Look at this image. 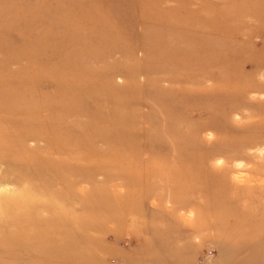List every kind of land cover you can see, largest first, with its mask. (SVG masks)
Listing matches in <instances>:
<instances>
[{"label":"rangeland","instance_id":"obj_1","mask_svg":"<svg viewBox=\"0 0 264 264\" xmlns=\"http://www.w3.org/2000/svg\"><path fill=\"white\" fill-rule=\"evenodd\" d=\"M157 1L161 8L145 19L141 0H0V28L17 25L23 32H0V63L25 44V22L33 25V17L55 5L68 8L56 20H71L87 40L59 48L54 30H32V39L39 32L49 38L48 52L32 53L46 61V70L28 60L0 66V82H8L0 91V203L7 199L12 213L6 210L3 220L14 223L1 224L0 233L16 234L8 256L14 264L57 263L37 247L47 238L76 243V257L64 264H264V19H238L245 0ZM162 10L180 19L164 21ZM146 24L167 26L166 40L203 24V32L227 44L236 72L213 67L202 74L193 65L189 72L196 76H187L165 63L147 73L144 40L153 32ZM87 51L97 61L83 58ZM61 54L79 56L91 74L113 69L109 85L117 91L106 85L90 92L45 75L20 90L13 86L25 68L49 74L54 65L77 62L54 61ZM130 83L138 90L133 98ZM65 90L91 121L75 110L63 119L71 126L64 129L77 138H92L90 127L106 139L121 131L118 143L76 144L64 138L65 130L54 131L50 123L58 125L59 116L41 106L63 104L54 96ZM26 92V100L17 97ZM176 96L184 98L177 108ZM168 124L177 125L176 137L165 132Z\"/></svg>","mask_w":264,"mask_h":264},{"label":"bare ground","instance_id":"obj_2","mask_svg":"<svg viewBox=\"0 0 264 264\" xmlns=\"http://www.w3.org/2000/svg\"><path fill=\"white\" fill-rule=\"evenodd\" d=\"M237 1L238 0H232V4L236 3ZM244 2L246 4L241 6L240 11H238L239 13L238 19H240L241 17H244V18L253 17L254 19L255 18L264 19V0H260V1L245 0ZM161 4L162 2L157 1V0H149L147 3L146 1L143 2L141 0V4L139 5V9H138L140 17L141 18L143 17L145 19L149 18V15L151 14L153 10H158V8H161L160 7ZM55 6L58 8H53V10L49 8L46 12L44 11L45 15L37 14L35 17H33L35 18L33 25L30 22H25L24 27L27 30H30L24 33L25 44H22V46H19L17 44L18 46L11 52L12 56H9L7 62L5 61L3 63H0V66L6 67L7 66L6 63H17L20 60H28V62L36 61V63L39 64V68L43 67V70H46L44 69L45 66L47 65L45 63L46 61L40 60L39 58L35 57L34 54L32 53L42 54V53L48 52L49 47L47 46V44L49 42V38L47 37V35H43L44 33L39 32V33H36V35L39 34L37 35L39 36V38L34 37L32 39L29 35V33H31L32 30L35 31L39 28H45L46 30L47 29L54 30L56 32V38H57L56 45L58 44L59 48H65L69 45L70 46L80 45V44H84L87 41L86 39L82 40V37L79 36V33H81L82 31L84 32L83 28L73 24L71 20H64V18L62 19V21L56 20V18H62V17H58L55 15H58V14L60 15L61 12H63L65 9L68 10V8L63 9L64 7L59 8L61 6H57V5ZM51 13H54V15L50 16ZM216 13H219V12H215V14ZM161 14L164 16V21L169 22L171 20L172 24H175L176 20L180 19V17L177 15L172 16L171 13H169L167 10H162ZM181 19H182V16H181ZM212 24L213 23L211 22V25ZM146 25L152 28L151 31L153 32L151 33L150 37L148 36L144 40V42H146L147 45L149 46V48L145 50V52L147 53V57H145V59L148 58V61L144 60L142 62L143 64L142 63L141 64H142V68L145 69L147 73L157 71L159 69L164 68L165 63L170 64L172 66L173 69H171L170 72H175V73L188 72L187 76H191V75L196 76L197 73L195 74V73L189 72V69H190L189 67L193 65L195 67H198L197 69L198 73L201 72L202 74L204 73V71L207 73H210L209 71L213 67H221V68H226V69L233 68L234 72H236L237 64H233L235 60L234 57L228 56L227 44L222 40L215 39L209 33L203 32V26H204L203 24L196 25L192 29L191 32L185 31V30H177L175 35L172 36L168 40H166L165 38V32L168 30L167 26L166 28L159 29L157 28L156 25H150V24H146ZM16 26L17 25H13L12 27L1 26L0 32L11 33L12 32L11 30L17 32L19 26L17 27V29L15 28ZM226 27L227 26L225 25L217 26L218 29H222V28L224 29ZM18 33L23 34V32H19V31ZM51 40L54 41L55 38L51 37ZM1 48L2 46L0 45V49ZM160 49H163V50H160ZM160 51L162 53L159 54ZM110 52L109 51L101 52L102 54H104V55H101V57L104 58V57L109 56ZM84 53L86 54H85V57L83 58H87L89 61H92V62L95 60L97 61V57L92 51H87ZM126 55L130 56L131 54L126 52ZM151 55L156 56V57L149 60V57ZM157 56L159 57L156 60ZM175 57H180V59L178 58L179 61L174 62L173 59ZM75 59L77 60V62L74 64L66 63L63 65H54L53 70H51L49 74L46 71L36 70L39 68L31 67V69L29 70H27L28 68H25L26 70L22 71L20 74L19 82H14L13 86L17 90H20L21 88H23L24 84L26 83H31L34 81H41L43 75H45L48 78L50 77L57 78L60 83L86 85L90 92H99L101 88L105 87L106 85L108 86L109 84H111L110 83L111 76L113 73V69L111 68H109L107 70L108 72L103 75L101 73L91 74L90 71L88 70L89 67L88 68L85 67V64H83L79 56H76L74 54L72 55L70 54L62 55L61 54V55L54 57V61L62 60V61L68 62V60L75 61ZM203 65L207 66V68H204L202 70L201 67ZM71 73H74V74H71ZM6 75L8 74L6 73ZM11 75L12 76L8 75V77L16 78L14 77L15 74H11ZM132 76L133 75H129V77L133 80ZM96 80H98L100 83L98 84ZM7 83L0 82V91L5 90V86H7ZM48 83H51L53 86H56V82H54L53 80L48 81ZM132 83L130 84L132 85L134 90L130 92V95L133 98L135 97L134 95L138 94V90L136 91V88L134 84ZM109 87L111 88L110 85ZM111 90L113 91V92L110 91L111 93H114V91H117L116 89H113V88H111ZM37 93L39 94L40 97H44L45 99H48L49 97L47 92L38 90ZM24 95L31 96L30 94H27L26 92V93L17 95V97L21 98L22 100H26L24 98ZM54 97H59L62 99L64 98L63 104L48 105L46 104L47 102L45 101V103H42V106H41V108H43L44 111H48L50 109L52 113L54 112L53 114H55V117L59 116V119H56L57 121L53 120L52 119L53 116L51 117V115L50 116L47 115L43 119L47 123H50L49 120H53L55 123L56 122L58 123V125H55V126L54 124L50 123L52 127H55L54 131H57L59 129L65 130L67 127L71 128V126H67L65 124L63 119L69 116L71 112H74L75 110L79 112L78 113L79 115L80 113H82L84 116L87 117L88 120H90V117L88 116L86 111L78 108L74 103L70 102L71 93L68 90H65L63 92L60 91L58 95ZM182 99L184 98L180 96H176V98L173 99L174 103L176 104V108L178 106V102L180 100L182 101ZM171 113L173 112L167 111L168 115H170ZM36 114L37 112L35 113V115ZM114 125H115L114 128L118 129L122 127V125H125V123L120 126L118 123H114ZM105 126L113 127L111 122L108 123L106 120H105ZM77 128H78V123L76 122L74 129H77ZM88 129L91 130V133H88V134H94L92 138H89L87 134L85 133L81 137L77 138V137H74L70 133V131L65 130L62 132L65 134L64 138L66 140L71 141V143H76V144H80V142L82 143V141L83 142L89 141L90 143L97 142V141H102V142L109 141L111 143H118L119 135H122V132L120 131L116 133L117 136L115 137L110 136L109 139H106V137L100 138L99 137L100 133L96 132L95 131L96 129L94 127L87 128L86 130ZM108 131L112 133L114 129L109 127ZM165 132L172 133L176 137V134L178 132L177 125L168 124L165 129ZM23 140L25 139L23 138ZM50 140H51V137H50ZM53 141L54 140H52V142ZM184 141L189 142V139L188 140L185 139ZM179 159L183 160L181 156L179 157ZM10 202H12V200ZM6 203H7L6 198L2 199L0 203L1 204L0 205V225L1 224H14L13 222L8 223L3 220L6 210H8V212L11 211L12 213V208L10 209L9 206H6ZM3 229L5 230L6 228L3 227ZM15 238H16L15 233L10 234L6 231H3L2 233H0V251L4 252L3 258L0 260V264H14V262L11 261L8 258V256L14 255L13 244H14V241L16 240ZM74 244L76 243L74 242ZM74 244L72 243L67 244L66 242H63V243L55 242V240L53 241L52 239L47 238V239H43L40 242H38L37 247L42 248L41 252L44 256L48 257L52 261L57 262L54 264H64L66 260H73L76 257V249L73 250V247L75 246Z\"/></svg>","mask_w":264,"mask_h":264},{"label":"clouds","instance_id":"obj_3","mask_svg":"<svg viewBox=\"0 0 264 264\" xmlns=\"http://www.w3.org/2000/svg\"><path fill=\"white\" fill-rule=\"evenodd\" d=\"M233 115H234L235 118H239V114L238 113H234ZM205 135L208 137L209 140L214 138V133L211 132V130H209V132H207ZM220 160L222 161V158H220ZM242 166H243V162H237V164H236L237 168H240Z\"/></svg>","mask_w":264,"mask_h":264}]
</instances>
